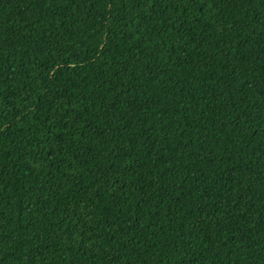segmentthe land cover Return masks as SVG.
<instances>
[{"label": "trees", "instance_id": "16d2710c", "mask_svg": "<svg viewBox=\"0 0 264 264\" xmlns=\"http://www.w3.org/2000/svg\"><path fill=\"white\" fill-rule=\"evenodd\" d=\"M0 264H264V0H0Z\"/></svg>", "mask_w": 264, "mask_h": 264}]
</instances>
